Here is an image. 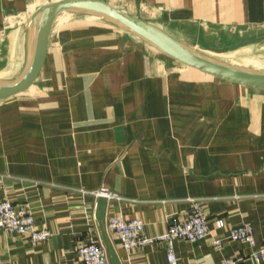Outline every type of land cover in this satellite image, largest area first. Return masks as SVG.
<instances>
[{
  "label": "crops",
  "instance_id": "1",
  "mask_svg": "<svg viewBox=\"0 0 264 264\" xmlns=\"http://www.w3.org/2000/svg\"><path fill=\"white\" fill-rule=\"evenodd\" d=\"M51 1L0 0V72L25 63L30 18ZM113 1L201 50L232 52L245 41L258 48L264 39V0ZM88 15L68 26L56 21L48 78L33 94L0 103V196L52 231L39 243L0 231V264H74L77 247L92 238L108 264H168L163 242L126 250L107 219L139 218L144 233L157 236L189 209V198L204 206L209 234L174 239L178 263L256 264L250 253L264 243V89L186 69ZM99 188L121 199L81 192ZM242 224L252 227L253 246L229 239Z\"/></svg>",
  "mask_w": 264,
  "mask_h": 264
},
{
  "label": "water",
  "instance_id": "2",
  "mask_svg": "<svg viewBox=\"0 0 264 264\" xmlns=\"http://www.w3.org/2000/svg\"><path fill=\"white\" fill-rule=\"evenodd\" d=\"M80 14L101 15L172 61L198 74L245 88L264 89V69L233 65L212 58L156 24L108 0H53L32 14L30 23L35 31L31 62L20 77L0 79V103L17 99L23 94H33L44 71L56 19L66 16L73 18ZM257 47H264V39L258 42Z\"/></svg>",
  "mask_w": 264,
  "mask_h": 264
},
{
  "label": "built area",
  "instance_id": "3",
  "mask_svg": "<svg viewBox=\"0 0 264 264\" xmlns=\"http://www.w3.org/2000/svg\"><path fill=\"white\" fill-rule=\"evenodd\" d=\"M4 191L5 188L0 183V193ZM81 192L82 194H91L94 198L121 199L117 192L106 188L92 191L81 190ZM189 201V209L182 216L177 217L165 232L157 236H147L144 233V222L141 219L127 218L120 214L112 215L107 219V228L126 250L141 248L156 241L163 242L166 246L168 264H180L174 253L173 240L186 239L195 242L206 238L209 234L207 217L201 201L194 198H189ZM216 225L222 227L223 221L217 219ZM0 231L20 234L34 243L43 242L52 236V231L48 228L36 226L32 213L26 207L1 196ZM228 237L230 240L240 241L251 246L255 243L253 229L248 224L231 228ZM221 243L220 238L212 240L214 248H219ZM250 258L256 264L264 262V243L250 253ZM74 264H108V260L103 246L92 238L77 247V261ZM219 264H238V261L234 258H226Z\"/></svg>",
  "mask_w": 264,
  "mask_h": 264
},
{
  "label": "rangeland",
  "instance_id": "4",
  "mask_svg": "<svg viewBox=\"0 0 264 264\" xmlns=\"http://www.w3.org/2000/svg\"><path fill=\"white\" fill-rule=\"evenodd\" d=\"M49 1V0H47ZM110 1L112 4L120 7V8H123L125 10H127L128 8H124L123 6H121V4L117 1H113V0H108ZM129 11V10H127ZM88 16H92L91 14H89ZM59 18L62 20L61 23H60V26L58 27H61V26H68L70 25L74 20V17L73 18H70V17H58V19H56V21L58 22ZM89 18V17H88ZM96 17H94L92 19V17H90V19H92L93 22H105L104 19L102 17H99L100 19H95ZM89 19V20H90ZM24 38L22 39L24 43L28 44V43H32V46H33V41L31 40V37H30V34H24L23 36ZM15 40H13L14 42ZM253 45V42H241L239 43L238 46L234 47V49H237L235 51H232V52H216V51H210V50H201L203 48H198L197 50H200L202 51L203 53H205L206 55L210 56V57H213L215 59H218L222 62H225V63H229V64H233V65H245V66H250L246 62H244L241 58H244V57H248V58H253V59H259V61L261 63H264V48H255V46H251ZM240 48V49H239ZM33 48L32 47H29L28 48V51H26V55L23 56V62L25 63H21V68L18 69V70H14L13 72H10L11 74L9 75V77L7 78H4L3 80H12V79H16L18 77H20L26 70V67H28V64L31 62V59H32V50ZM230 50V49H229ZM10 58V57H9ZM19 65V66H20ZM2 65H0L1 67ZM262 69H264V65L261 66ZM254 68V67H253ZM6 73V72H5ZM8 73V72H7ZM6 73V74H7ZM5 74V75H6ZM1 75V74H0ZM42 77H46L48 78V72L45 70L44 71V74H42V76L40 77V79ZM38 84V83H37Z\"/></svg>",
  "mask_w": 264,
  "mask_h": 264
},
{
  "label": "bare ground",
  "instance_id": "5",
  "mask_svg": "<svg viewBox=\"0 0 264 264\" xmlns=\"http://www.w3.org/2000/svg\"><path fill=\"white\" fill-rule=\"evenodd\" d=\"M124 3V2H123ZM31 6V5H30ZM124 7V6H123ZM129 7V6H128ZM93 16H98V17H100L101 15H93ZM19 19V18H18ZM27 19V18H26ZM61 19L59 18V20L58 21H60ZM62 21V20H61ZM213 58V57H212ZM244 62H246L247 61V63L246 64H248V65H250V66H245V65H239V66H244V67H254V68H256V69H262V65H264V63H261L260 61H259V59H253V58H248V57H244V58H241ZM11 70V69H10ZM10 70H8V71H6V73L5 72H0V79H4V78H7V77H9V75L11 74L10 72H13V71H10ZM6 74V75H5Z\"/></svg>",
  "mask_w": 264,
  "mask_h": 264
}]
</instances>
